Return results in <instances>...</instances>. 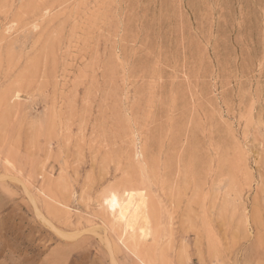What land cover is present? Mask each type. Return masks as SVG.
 Instances as JSON below:
<instances>
[{"label": "rangeland", "instance_id": "obj_1", "mask_svg": "<svg viewBox=\"0 0 264 264\" xmlns=\"http://www.w3.org/2000/svg\"><path fill=\"white\" fill-rule=\"evenodd\" d=\"M0 264H264V0H0Z\"/></svg>", "mask_w": 264, "mask_h": 264}, {"label": "bare ground", "instance_id": "obj_2", "mask_svg": "<svg viewBox=\"0 0 264 264\" xmlns=\"http://www.w3.org/2000/svg\"><path fill=\"white\" fill-rule=\"evenodd\" d=\"M138 204H136L137 206H135V209H136V212H137V215H138V219H137V222H136V227H137V229L140 231V232H142V234L144 233V235H145V233H147V232H144L143 231V229L142 228H144V226L141 228V227H138L137 226V224H138V222H139V220H144V222H145V214H144V208H145V206H144V200H139L138 202H137ZM143 222V221H142ZM146 222H147V219H146ZM145 224H147V223H145ZM141 226V225H140ZM146 226V225H145ZM146 228V227H145ZM146 231V230H145ZM143 235V236H144Z\"/></svg>", "mask_w": 264, "mask_h": 264}]
</instances>
